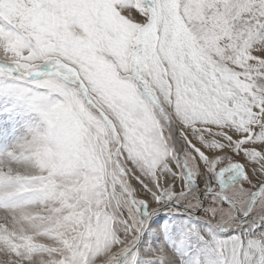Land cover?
Returning <instances> with one entry per match:
<instances>
[{
  "label": "snow or ice",
  "instance_id": "1",
  "mask_svg": "<svg viewBox=\"0 0 264 264\" xmlns=\"http://www.w3.org/2000/svg\"><path fill=\"white\" fill-rule=\"evenodd\" d=\"M0 264H264V0H0Z\"/></svg>",
  "mask_w": 264,
  "mask_h": 264
}]
</instances>
